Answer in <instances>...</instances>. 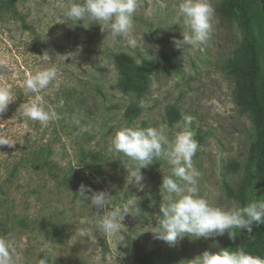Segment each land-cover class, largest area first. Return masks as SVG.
I'll use <instances>...</instances> for the list:
<instances>
[{
    "label": "rangeland",
    "instance_id": "rangeland-1",
    "mask_svg": "<svg viewBox=\"0 0 264 264\" xmlns=\"http://www.w3.org/2000/svg\"><path fill=\"white\" fill-rule=\"evenodd\" d=\"M225 1L208 0L215 10L213 30L198 50L174 46L173 39H182L181 32L186 31L182 18L177 17L181 0H140L132 31L139 43L136 49L129 48L122 37L112 41L99 25L85 28L63 21L62 9L76 0H14L20 19L0 16L2 84H18L25 90L24 82L30 75L50 67L57 69V81L63 87L83 82L87 86L93 80L91 85L99 86L105 97L87 86L94 95L87 100L93 113L88 125L101 131L107 124L102 137H90L91 127L86 124L82 128L87 131L71 133L56 142L55 160L66 168L57 179L28 172L4 186L7 197H0V237L12 243L15 264H134L147 252L154 255L156 264H192L205 250L217 252L221 248H242L254 256L261 255V246L245 244L240 230H235V238L227 232L209 239L184 237L174 246L154 238L150 231L162 216L159 187L163 172L171 174L170 166L160 159L141 169L145 187L139 190L128 180L122 165L127 158L109 151L112 136L122 127H163L170 139L178 131H191L199 144L192 158L193 167L200 173L198 195L226 210L240 208L244 167L257 133L243 106L242 35L235 19L227 15ZM248 13L256 40V84L264 115V0H248ZM114 52L129 55L138 66L148 61L158 67L146 72L147 95L126 94L119 89L118 72L110 57ZM55 90L50 85L44 98H50ZM32 102H36L35 97H29L25 104ZM131 104L141 112L128 124L123 113ZM185 117H191V123H186ZM14 130L17 126L4 120L0 138ZM82 152L100 154L96 170L85 165L91 161L89 155L84 159ZM6 154L2 151V156ZM4 179L0 177V183ZM81 184L112 195L103 213L81 197ZM130 200L137 202L141 211L134 212L135 216L125 215L118 237L104 235L97 227L102 215ZM253 202L254 184L247 189L246 206ZM82 219L86 223L81 224ZM82 229L91 235L81 237Z\"/></svg>",
    "mask_w": 264,
    "mask_h": 264
},
{
    "label": "clouds",
    "instance_id": "clouds-1",
    "mask_svg": "<svg viewBox=\"0 0 264 264\" xmlns=\"http://www.w3.org/2000/svg\"><path fill=\"white\" fill-rule=\"evenodd\" d=\"M140 0H76L62 9L63 21L80 24L85 28L99 25L105 36L112 41L118 37L126 40L131 49L139 47L138 40L132 35L134 28V13ZM50 15L54 14L49 12ZM215 10L208 0H181L177 8V17L182 18L186 31L181 32L182 39H173L174 46L182 49L187 46L198 50L205 45L213 30ZM86 22V23H81ZM157 49H155L156 51ZM150 57L148 51L145 53ZM139 63V60H137ZM52 85L59 90L57 69L50 67L38 70L24 82L27 93L36 94V102L25 104L21 112L22 118L37 121L47 127L51 120L57 119L55 112L46 110L40 93ZM9 88L0 87V114L6 112L14 101ZM186 123H191V117H185ZM79 124V121H75ZM81 128V131H87ZM13 146L11 141L0 138V146ZM199 148L191 131L181 130L170 139L163 127L141 128L122 127L111 138L109 151L123 154L127 160L122 164L126 169L128 180L139 190L145 187V179L141 169L152 165L154 161L163 159L170 166L171 174L165 175L159 187L162 201L160 212L162 216L154 227V238L174 246L184 237L190 239H209L222 236L226 232L230 238H235V230L251 232L254 224H264V202H253L247 206L226 210L213 205L208 199L198 195V177L200 173L193 167L192 158ZM81 197L90 203L98 213H103L110 203L112 195L108 191H93L89 186L80 185ZM91 192V195H87ZM141 210L138 203L128 201L122 208H116L102 215L98 221V229L106 236L118 237L121 223L125 215L135 216ZM86 223L82 219L81 224ZM81 237L91 233L82 229ZM218 247V245H216ZM13 245L0 237V264H15ZM192 264H264V257L254 256L244 249L229 251L221 248L217 252L205 250L193 259Z\"/></svg>",
    "mask_w": 264,
    "mask_h": 264
},
{
    "label": "trees",
    "instance_id": "trees-1",
    "mask_svg": "<svg viewBox=\"0 0 264 264\" xmlns=\"http://www.w3.org/2000/svg\"><path fill=\"white\" fill-rule=\"evenodd\" d=\"M225 10L229 17L235 19L242 35L245 62V69L241 74L243 106L252 118L257 133V139L251 145L244 167L243 183L239 192L240 207H244L246 206L247 189L252 184L256 188V202H264V115L257 93L258 55L256 40L250 25L248 0H226ZM8 14L12 19H20L21 17L15 8L14 0H0V16L4 18V15ZM110 57L113 59L114 68L118 72L117 84L120 87L119 89L126 94L147 95L149 80L146 72L156 71L158 67L148 61H143L138 66L129 55L124 53L114 52ZM167 69L170 71L172 67L168 65ZM0 74H2V71ZM90 82L93 84V80H90ZM2 83L3 80L0 77V87H5V84ZM91 84L87 82V86ZM79 85L81 87L75 84L68 88L60 86L59 90H55L52 94L53 97L51 96L50 98H44L46 97L45 92L40 93L45 109L55 112L58 116L57 119L51 120L47 127L41 126L37 121L22 118L21 116L24 104L29 97L34 98L36 94H27L23 86L20 87L18 84L7 85L15 100L8 106L6 112L0 114V116L2 115L0 117V125L4 120H8L17 126V130L10 134L4 133V137L8 138L13 146L5 145L0 148V177H5L3 182L0 183V197H7L4 186L6 183L13 182L16 176L29 172L38 176L43 174L57 179L59 174L66 169L55 160L57 155L56 142L61 141L63 137L71 133H83L81 131L82 126L87 124L88 127V121L93 115L91 104L87 100L93 99L94 95L90 94L86 83L83 82V84ZM91 86L93 89L96 88L98 95L105 97L99 86L96 84ZM46 101H49L50 104L46 103ZM140 112L138 107L131 104L124 110L123 117L128 124H131L133 119L139 117ZM75 121H79V124L75 123ZM10 126L12 127L13 125ZM106 126L107 124H104L101 127V131L89 126V128L91 127L88 132L89 136L94 138L95 136L102 137V130ZM62 147L66 151L67 147ZM2 151L7 152L6 156H2ZM87 155H89V161L91 162H87L85 165L96 170L100 162V154L97 152H82L84 159ZM63 178L67 179L68 176L65 174ZM56 233L57 231H54V234ZM240 233L245 244L253 246L259 244L262 249L260 257H264V224H254L251 232L241 231ZM240 246L244 245L241 243ZM245 251L249 253V250ZM134 264H156V262L154 255L151 252H147L138 256Z\"/></svg>",
    "mask_w": 264,
    "mask_h": 264
}]
</instances>
